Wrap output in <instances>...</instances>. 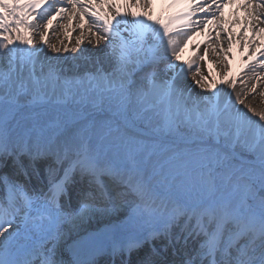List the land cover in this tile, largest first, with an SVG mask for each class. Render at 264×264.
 Segmentation results:
<instances>
[{"label":"snow or ice","instance_id":"6c2138e0","mask_svg":"<svg viewBox=\"0 0 264 264\" xmlns=\"http://www.w3.org/2000/svg\"><path fill=\"white\" fill-rule=\"evenodd\" d=\"M155 3L0 0V168L11 163L28 178L39 173L37 161L50 160L46 190L0 176V264H65L57 258L63 255L59 227L73 216L62 203L71 200L73 188L78 190L75 216L81 218L101 205L116 211L128 197L135 207L128 235L107 243L74 241L67 264H96L99 254L109 255L111 264L117 256L119 264H134V252L161 238L167 241L164 251L173 248L170 264H264V111L247 105L240 94L233 97L227 86L235 91V81L227 78L219 86L208 77L195 81L201 89L197 98L177 87L188 62L180 61L173 36L215 18L222 3L159 0L164 8L154 15ZM240 4L247 11L246 26L264 34L259 28L264 0ZM194 16L204 19L193 21ZM59 18H78L81 29L91 21L88 42L108 50L104 57L111 59V71L98 57L82 74L62 76L59 62L68 49L50 44L47 32ZM45 46L52 55L41 58ZM162 60L171 61L162 83L154 70L145 72L139 85L131 79L134 68ZM48 106H75L78 119L57 116L47 125L37 120L23 135L16 133L12 121L21 109L38 117L37 110ZM102 111L105 118L98 122L95 114ZM237 146L254 157L247 169L228 163ZM190 240L198 246L188 248ZM159 255L152 245L136 264H157L152 257ZM159 264L169 262L161 258Z\"/></svg>","mask_w":264,"mask_h":264},{"label":"bare ground","instance_id":"6f19581e","mask_svg":"<svg viewBox=\"0 0 264 264\" xmlns=\"http://www.w3.org/2000/svg\"><path fill=\"white\" fill-rule=\"evenodd\" d=\"M219 2L222 3V8L219 12H216L215 18L209 17L203 24H194L189 29L185 30V32H182L181 35L173 36V39L177 40L180 45V48L177 49L180 55V61L188 62L184 65V71L180 73L177 80V87L183 89L185 95L190 91L191 96L197 98V94L201 92V89L196 85L195 81L199 80L203 82V77H208L210 81L215 80L219 86L224 82L225 78H227L235 81V91L232 90V85L227 86L228 92L231 93L233 97H235L236 94H240L242 99L245 97V103L254 101L259 102L261 99L264 100V63H262L264 62V57L260 56V52L264 51V34L258 29L254 30L253 27L246 26L245 17L247 16V11L241 7L240 0H235V2L219 0ZM152 8L153 14L159 15L164 5L157 0V3H155ZM140 10L142 9H137V11ZM213 11L215 12L216 10L213 9ZM192 19L193 21H200L204 18L202 16H194ZM250 19L249 17V21ZM85 20H88V18L85 17ZM38 23L41 26L44 24L41 20L38 21ZM177 23L183 22L179 21ZM79 24L80 21L78 18H73L71 22L66 18H59L54 20L52 25L47 29L48 41L50 44H54L62 50L64 47L68 49L67 52L62 53L63 59L59 62L63 70H65L64 72H67L69 77L73 76L74 73L82 74L86 69L92 68L98 57L101 60V64L104 65L108 71H111L109 67L111 59L109 58L106 60L104 57V52L108 50L104 49L102 51V44L98 47L94 42H88V25L91 24V21H88L83 29L78 27ZM259 28H264V22L259 23ZM39 30L44 31L45 29L41 27ZM92 30L95 31V28ZM36 40L37 44H39V37H36ZM78 40L80 41L79 44H77ZM72 49H76V51L73 52ZM81 49H83V52L80 51ZM180 49H182V51ZM76 53H80L82 57H80V59L71 60L73 54ZM254 53L255 55H253ZM47 55H52V53L50 49L45 46L41 53V58ZM93 56H95L94 59H92ZM201 57H203V59H201ZM164 62L169 63L171 61L162 60L155 66H142V70L134 68L131 79L136 81L137 85H139L142 82L141 78L144 76L145 72L154 70L157 73V81L162 83L168 78L164 75ZM253 84L256 85L254 91H252ZM245 93H247V95H244ZM222 95L224 94L222 93ZM253 104L252 106L254 109L257 110L258 108H262L264 111L263 104ZM240 107L244 106L241 105ZM248 114L250 116L252 115V113ZM49 162L50 160L44 161L41 165L39 164L36 167L45 170ZM8 170H10V173L7 172ZM13 171L11 166L0 168L1 174L6 173V175L9 174L8 176L14 177L15 175H12ZM132 208V203L127 200V203L122 204L118 210H112L111 212L120 216L125 212H129ZM97 209L99 211H109L106 208H100V206H98ZM99 215L100 213H92V215H86L83 218H88V216L97 218ZM80 218L81 217L73 218L74 222H71L70 225L74 227V229L71 226L67 227L68 224L66 225L65 221L60 225L65 231L62 232L64 238L60 245V251L63 255L62 257L58 255V259L62 258L65 264L73 258L69 246L72 245L74 241L88 238L107 243L114 237L119 239L124 235H128L129 233L125 230L131 227V224L120 228L118 225H114V227L107 232L105 230H98L97 226L95 227L92 225L93 222L90 221L91 227L87 232L73 237L72 233L84 223V221H75L78 219L80 220ZM88 219L90 220L91 218ZM63 224H65L67 228H65ZM70 229H73V232L68 233L67 231ZM178 231V228L173 229L174 233ZM155 241H152L151 245L145 244L142 249L132 254L134 264L150 253L152 245L159 249L160 252L159 256L152 257V259L157 261V264H159L161 258H164L169 264L175 259L172 255V246L167 247L166 251L163 250L167 244L165 239L161 238ZM154 242L156 244H154ZM197 246L198 243L192 242L191 240L189 241L188 248ZM175 247L179 249L181 245L176 244ZM84 258L86 259L87 257ZM111 259L112 258L107 254H99L95 257V262L96 264H111ZM115 259L116 264H119L120 257L117 256Z\"/></svg>","mask_w":264,"mask_h":264},{"label":"rangeland","instance_id":"374dc122","mask_svg":"<svg viewBox=\"0 0 264 264\" xmlns=\"http://www.w3.org/2000/svg\"><path fill=\"white\" fill-rule=\"evenodd\" d=\"M52 6L57 7L60 5L54 4ZM45 12H46L45 19L41 20V21H43V23H45V20L47 19V10ZM74 57H75V59H80V57H82V56L80 53L73 54V56L71 57V60H74ZM94 58H95V56H93L92 59H94ZM54 63H55V61H54ZM167 63L168 62H166V63L164 62L163 65L165 66L164 67V75L168 77L169 74H167L165 72V68L167 66ZM45 71H47V69H45ZM64 74H66L68 76L67 72H63L62 76ZM73 87L74 88H81L83 86L73 84ZM243 99H245V97ZM253 103H255L256 105H258V103H260L261 105L262 104L264 105V100L261 99V100H259V102L254 101V102H248L246 104L250 105L253 108V106H252V105H254ZM245 110L247 111V108H245ZM37 111L40 112V115L38 117L33 116L32 112L27 110V109H21L20 110V112L17 114L16 119L12 121L13 125L16 126L15 130H16V133L18 135H23L28 129L32 128L33 123L37 120L40 122L41 125H47L49 123L55 124L57 116H59L61 120L78 119L77 114L79 112V110L75 106H69L66 108H61L59 110L56 108H53L51 106H48L45 109H38ZM88 111L92 112L93 110L91 108H89ZM256 111L260 112L263 110H262V108H258ZM104 118H105V113L103 111L95 114V119L98 122L102 121ZM90 119H91V117H90ZM254 119L259 120V117H254ZM54 131H55L54 128L49 129L48 131H46V135H51ZM233 155H234V159H231L228 163L230 164V166H232L235 169H241V170L247 169L250 166V162L254 159V157L250 153L246 152L242 147H239V146H237L234 149ZM8 175H6V173H2V174L0 173V176H8ZM12 175H15V176L14 177L8 176V177H11L13 180L18 181L19 183L25 185L27 188L31 189V186H29V184H27L29 182L26 181L24 176L19 175L17 172L13 173ZM41 176H42L41 178L43 179L46 177V174L42 173ZM31 179H32L31 176H29L28 180H31ZM0 192L3 193L2 186H0ZM74 201H75V203H74ZM129 201L131 203L132 198H129ZM65 205H68V207H70V209H66V211H75V210L79 209L78 208L77 195L73 194L71 200H69V199L66 200L64 206ZM109 211L93 210L88 215H92V213H100L99 217L96 218V217L88 216V218H91L90 220L87 217L86 218H80V220L79 219L75 220V221H84V223L82 224L83 226L81 225V227L76 228L77 230L74 233H72V236L75 237L79 234H82L83 232H87V230H89V228L91 227V223H89L90 221L93 222L92 225H94L95 227L97 226L98 230L99 229L105 230L107 232H109L114 227V225H118L119 228L120 227H126V226L130 225V217L132 215L133 210H130L127 213L125 212L120 216H117L116 213L113 214L111 212L112 209ZM75 217H78V216H75V213H74L73 216L69 217L68 220L65 221V224L66 225L68 224L67 227L71 226L70 224H71V222H74L73 218H75ZM70 219H72V220H70ZM69 220H70V222H69ZM115 221H117V222H115ZM180 223H183V220H181ZM193 223H195V221H193ZM65 224H63V225L65 226ZM67 227L65 226V228H67ZM72 228L74 229V227H72ZM73 229H70L67 232L68 233L73 232ZM59 231H60V233H62L65 230L63 227L60 226Z\"/></svg>","mask_w":264,"mask_h":264}]
</instances>
